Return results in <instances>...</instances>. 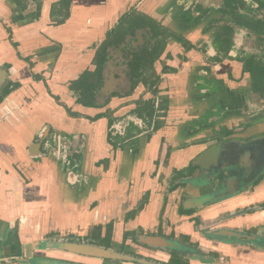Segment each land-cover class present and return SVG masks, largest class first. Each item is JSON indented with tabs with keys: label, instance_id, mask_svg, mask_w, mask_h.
<instances>
[{
	"label": "crops",
	"instance_id": "0c3cea01",
	"mask_svg": "<svg viewBox=\"0 0 264 264\" xmlns=\"http://www.w3.org/2000/svg\"><path fill=\"white\" fill-rule=\"evenodd\" d=\"M60 1L0 0V66L10 67L11 80L21 84L0 106V264H131L78 256L57 249L55 242L90 237L98 226L103 227L104 237L107 227L112 226L115 249L120 251L127 232L143 228L146 233H158L164 192L173 187L174 172L182 170L213 143L210 140L204 145L202 133L190 131L210 109L198 88L191 89L187 84L207 75L201 69L202 58L192 53L183 63V50L172 41L161 61L154 64V70L150 68L156 75L162 72V62L180 69L177 74L163 77L159 100L169 103V116L167 125L151 140L141 134L135 143L133 139L125 143L115 140L118 147L114 148L108 143L107 120L91 123L70 117L52 95L73 113L96 115L99 111L77 104L69 86L85 71L95 69L96 47L105 41L107 33L132 9L182 33L181 15L193 0H72L64 24L58 23L61 17L52 19L51 15L53 6ZM58 10L62 11V7ZM221 17L214 13L204 23ZM198 38L199 30L193 39ZM120 62L117 55L111 65L114 76ZM234 67L225 63L215 73L220 71L224 78ZM227 89L228 96H232ZM144 90L140 87L136 93L140 95ZM246 91L245 86L240 87L238 96L244 98ZM190 92L197 93L193 99L196 104L188 98ZM128 101L116 99L111 107L115 109ZM125 105L118 115L134 109ZM232 105L223 109L227 118L235 119L240 113ZM115 128L121 130L122 126ZM238 138L241 136L233 137ZM138 142L140 149L136 153ZM169 148L171 159L158 170L156 162L167 155ZM149 193L145 209L134 220L126 221ZM180 193L181 190L170 195L163 232L175 233L177 239L190 236L199 245L198 253L188 256L190 264H264V210L260 209L264 206V181L225 202L214 201L196 210L199 224L192 217L182 216L179 205L174 206ZM188 210L189 207L184 209ZM246 210L251 214H245ZM242 212L244 215L238 216ZM226 214L229 219L222 221ZM222 229L247 232L256 240L222 242L223 238L218 237ZM131 245L129 240L127 251L157 264H168L171 259L167 252Z\"/></svg>",
	"mask_w": 264,
	"mask_h": 264
},
{
	"label": "flooded vegetation",
	"instance_id": "af4514ba",
	"mask_svg": "<svg viewBox=\"0 0 264 264\" xmlns=\"http://www.w3.org/2000/svg\"><path fill=\"white\" fill-rule=\"evenodd\" d=\"M216 1L217 3L207 5L205 0H193L190 8L184 11L181 15L182 26H184L182 33H177L169 29L147 14L140 12L138 9H132L129 12H126L112 30L107 33L105 41L100 46L96 47V55L93 60V66L95 69L93 71H85L78 79L72 81L69 86L70 94L76 99L77 104L84 108L99 111L96 115H86L79 112L73 113L66 105L60 102L59 97L53 95L52 97L58 104L68 111L70 117L85 119L91 123L107 120V138L110 145L112 144V140H121L122 143H125L128 139H133L132 143H135L141 138V134H144L145 137L148 136V139L151 140L154 134L167 125L166 120L169 116V103L162 102L164 99L159 100V92L163 84V77L167 74H177L180 69L172 68L171 66L166 65L165 62H162L163 67L160 75H156V73L150 74V70L153 69L154 64L161 61L162 57L168 51L170 43L175 41L183 50L181 56L183 63L189 60V54L197 53L202 58L201 69L207 73L206 76L200 75L199 78L197 77L196 80H198V82L195 80L187 82L191 89H193V87L198 88L200 97L206 98L205 103L210 106V109H206L203 114L201 113L202 115L197 119V124L192 125L190 131L202 133V136L204 137V139H202L204 140V145L211 140V143L213 142L211 147L206 149L203 154L209 151H214V153L216 152L218 156H221L220 158L224 160L222 161L223 165L226 164L227 166V159L232 157L230 153L233 150V146L229 143L237 141L250 143L252 141L264 139V0ZM243 1L244 3H242ZM54 6H56L55 9ZM54 6L51 12L52 19H57L58 17H61L62 19L71 9V6L68 10L67 7L60 4ZM61 7L62 11L59 12L58 8ZM63 9L66 10V12H64ZM214 13L220 14L222 17L211 21L209 24H205L204 22ZM139 24H143L144 27H137ZM156 24L167 30L166 35L163 34L161 37H156V30L153 28ZM197 30H199V38L198 40H195L193 38ZM169 34H173L174 36L170 37ZM120 35L123 36L122 42L118 46L115 44L113 45V42H116ZM107 43L110 45L106 50L107 62L103 66L101 72L102 81L100 89L95 94L86 96L85 100L80 102L78 98V94H80L78 93V83H80L85 74H90L87 76V79L92 81L93 78L91 75H95L98 69L96 61L98 51ZM117 55L121 58L120 66L125 65V69H121L119 66L117 74L114 76V71L112 70L111 65ZM125 55L127 58H125ZM132 63L143 67L148 77L155 82L156 79H159V82L153 85V87L152 85L147 87L141 82L136 83V80L132 79L131 76ZM225 63L232 64L235 67L233 71L224 74L225 77L222 78L220 71L215 73V70L217 67ZM210 73L211 75H209ZM10 76V67L0 66V96L3 94L4 89L9 87L10 84H12L11 88H14V85H19L18 89L21 88V84L14 83ZM37 77L38 76L35 77L34 75V78L40 79ZM242 86L247 88L244 98L238 96L239 88ZM140 87H144L145 90L142 94L138 95L136 91ZM228 87L232 92V96H228L227 94ZM73 88L78 89V94ZM18 89L9 94L4 101ZM133 95L135 96L133 97ZM196 96L197 93L190 92L188 98H192L191 101L196 104V101L193 100ZM116 99H130V101L123 103L122 105L126 104L125 106H132L134 109L129 110L124 116L118 115L117 112L122 108V105L115 109L111 107V104ZM232 103L237 106L238 112L240 113L235 119L230 117L227 118V114L223 109V106L229 108L228 106H231ZM147 105L150 109L143 110L145 107L148 108ZM152 111L154 113H152ZM99 116L101 117L98 119ZM110 120L113 121L112 126H110ZM116 125H121V130L116 129ZM235 136H241V139H233ZM222 141H228L226 142L227 145L224 146ZM164 143L165 140H162V147L164 146ZM113 147L117 148L118 145ZM139 149L140 143L138 142L136 153H139ZM171 152L172 148H169L167 155L158 159L156 162L158 170L159 167L161 168L168 165L171 159ZM203 154L193 159L190 164L182 168V170L174 172V178L172 181L173 187L164 192V208L161 213V224L158 233H146L143 228H139L133 232H127L124 235L123 247L119 252H122V254L128 252L132 256L143 259L144 257L126 250L127 242L129 240L132 241L134 245L150 248L141 244L139 241L141 237L169 238L172 234L175 235V233H171L170 235L164 234L163 217L166 212L170 195L179 190H181L179 195L180 198L174 200V206L179 205L178 207L182 216L192 217L193 220H198L196 217V210L190 209L184 211V209H188L185 204L189 196L194 198H206L212 195L211 190L213 188L209 186V184L207 185V183L202 182V185H195L197 186L195 187V183H192L189 178L192 176V174L190 176V173L193 172L194 168L196 170L201 168L202 171V167L200 166ZM105 163L110 162L106 161ZM208 165H210L208 166L210 167V170L217 167L213 163H209ZM196 170H194V173ZM156 174L157 172L153 174L154 178H156ZM253 178H248L243 183L248 185ZM263 181L264 177H261V180L255 181L253 184H259ZM189 184H191V186H189ZM150 197L151 194H147L141 203L127 215L128 217L131 213L135 212L134 218L126 221L134 220L145 209L150 201ZM228 199L229 198L226 200ZM217 202L222 203L221 201ZM206 204L209 205L208 201ZM251 208L255 210L254 207ZM260 209L264 210V206H261ZM244 213L251 214V212L247 210ZM226 215L229 216V214ZM239 215L244 214L242 212L238 214V216ZM198 224H196V226H198ZM98 227L102 228V236L103 227ZM98 227H95L93 234L90 237H73L66 241L69 240L71 243L79 244H95L104 247L87 240L93 238ZM110 233L112 235V247L104 248L118 251L115 249V243L113 240L114 229L110 232L107 227L106 235L104 237L102 236V238H105ZM126 234L128 235V238L125 241ZM147 260L156 262L155 260L148 258Z\"/></svg>",
	"mask_w": 264,
	"mask_h": 264
},
{
	"label": "water",
	"instance_id": "95a60500",
	"mask_svg": "<svg viewBox=\"0 0 264 264\" xmlns=\"http://www.w3.org/2000/svg\"><path fill=\"white\" fill-rule=\"evenodd\" d=\"M222 143L224 146L227 145V143L224 141H222ZM229 144L233 146V150L230 153L232 157L230 159H227V162H228L227 166L226 164L223 165L222 161L224 160L220 158L221 156L219 157L216 152L214 153V151H209L207 153H204L203 156L201 157L200 167H202L203 173L208 172L210 173V175L213 172H217L219 175V173L221 171H224V169L228 170L230 168V171L228 174L230 179L227 180L226 183H223L222 188H219L220 190L212 189L211 190L212 195L210 196L207 195L209 197L194 198L190 196L185 206L190 207V209L192 210H198L203 206H207L206 204L207 201H208V204H211L214 201H220L223 198H230V197L235 196L238 193L251 190V188L255 185L253 183L255 181H258L260 177H264V139L252 141L250 143L237 141V142H232ZM248 156L254 158V164L248 169H245L242 166V160L247 159ZM209 163H213L217 167L213 168V170H210L208 166H210L211 164L208 165ZM244 169L246 170L244 172L245 175L242 174V171ZM247 171H248V174H246ZM247 175L249 178H253V177L254 178L249 182L248 185H245L243 182L246 180V177H245V180H243V176H247ZM225 177H226V173H225ZM218 234H220V236H222L224 239L225 237H227V238H234L238 240H248V239L256 240V237H252V236L248 237L238 232H234V231L226 230V229L219 230ZM139 241L141 242V244L145 246H148L150 248H155V249L167 252L169 254L173 250L178 248L177 241H172L165 237H141ZM55 243H56L57 249H61L66 252L78 255V256L96 258V259H101L105 261H117L120 263L126 262V263H131V264H157V262L148 261L147 258L139 259L135 256H132L128 252H125L124 254H122V252L115 251V250L112 251L110 249H106L104 247H100L97 245L79 244V243H71V242H64V241H61V242L59 241ZM197 253H198V249L196 252H194L191 255H195ZM44 264H72V263H63V262L58 263V262H53V261H46L44 262Z\"/></svg>",
	"mask_w": 264,
	"mask_h": 264
},
{
	"label": "trees",
	"instance_id": "16d2710c",
	"mask_svg": "<svg viewBox=\"0 0 264 264\" xmlns=\"http://www.w3.org/2000/svg\"><path fill=\"white\" fill-rule=\"evenodd\" d=\"M34 1H41V0H34ZM60 5L62 6H65L68 8L69 10V7L71 6L72 4V0H62L60 3ZM57 4V5H59ZM56 8V6H54V9ZM67 10V11H68ZM69 18V13H66L64 15V17L61 19V20H58V23L59 24H64L66 19ZM148 25V24H147ZM152 26V25H151ZM137 27H144L143 24H139ZM153 28H155L156 30V37H161L163 34L166 35V29H163L161 28L159 25H154ZM169 36L173 37L174 35L173 34H169ZM179 38V37H178ZM181 39V38H180ZM123 40V36L120 35L118 38H117V41L113 42V45L115 44L116 46H118ZM110 44H105L99 51H98V54H97V65H98V69H97V72L95 73V75H91L92 76V81L88 80L87 79V76L90 75V74H85L84 77L81 79L79 86H78V89L76 88H73V90L76 91L77 93V90H78V98L80 100V102L84 101L86 96L88 95H93L95 94L99 89H100V86H101V81H102V69H103V66L105 65V63L107 62L106 60V50H107V47L109 46ZM131 69H132V79L136 80V83H144L147 87H149L150 85H155L157 82H159V79H156V82L153 81L150 77L147 76V73L145 71V69L135 63H132L131 64ZM138 81V82H137ZM11 85L9 87H6L4 89V92L3 94L0 96V104L4 101V99L9 95L11 94L13 91H15L16 89L19 88V85H14L13 87L14 88H11ZM148 108H144L143 110L145 109H150V107L147 105ZM152 113H154L152 111ZM153 115V114H152ZM101 116L98 117V119L100 118ZM113 124V121L110 120V126H112ZM135 216V212L131 213L127 218L126 220H129V219H132L134 218ZM193 221H196L197 220H193ZM198 223V222H197ZM101 227H98L93 235V238L91 239H87L89 242L91 243H96V244H99L101 246H104V247H107V248H111L112 247V235L111 233L108 234L105 238H102L101 236ZM108 229L112 230V227H108ZM128 238V235L126 234L125 236V241L127 240ZM168 239L172 240V241H177L178 242V248L173 250L170 255H171V259L169 261L168 264H190L189 262V259H188V256L193 254L194 252L197 251V249L199 248V245L196 244V243H193L192 240H191V237L190 236H186V235H181L180 238H176V236L174 234H172ZM95 245V244H93ZM136 257V256H135Z\"/></svg>",
	"mask_w": 264,
	"mask_h": 264
},
{
	"label": "rangeland",
	"instance_id": "374dc122",
	"mask_svg": "<svg viewBox=\"0 0 264 264\" xmlns=\"http://www.w3.org/2000/svg\"><path fill=\"white\" fill-rule=\"evenodd\" d=\"M131 54V53H130ZM125 58H127V56L125 55ZM127 60V59H126ZM125 66V65H124ZM124 66L122 65V66H120L121 67V69H125L124 68ZM150 74H151V72H150ZM115 141V140H114ZM113 140L111 141L112 142V146H116V145H118V143L115 141L114 142ZM226 142H228V141H226ZM132 150H134V149H132ZM251 158V159H250ZM254 164V158H252V157H250V156H248V158L247 159H243L242 160V166L245 168V169H248L249 167H251L252 165ZM197 165V164H196ZM209 169H210V167H208ZM243 170L242 171V174H244V172L246 171V170ZM194 170H196L195 168L193 169V172L192 173H190V176H191V174H192V176L191 177H189L190 178V180H191V182L192 183H195L194 185H202V182H205V183H207V185L209 184V186H211L213 189L214 188H216V190H218L219 188H222V186H223V183H226V181L227 180H229L230 178H229V171H230V168L227 170V169H224V171H221L220 173H219V175H218V173L217 172H213L211 175H210V173H208V172H202L201 171V168L199 169V170H196V172L194 173ZM233 170H235V169H233ZM202 172V173H201ZM234 172V171H233ZM240 172H241V170H240ZM225 173H226V177H225ZM246 174H248V171L246 172ZM218 175V176H217ZM245 175V174H244ZM180 177V176H179ZM224 177H225V179H224ZM245 177H246V179H248L249 177H248V175L247 176H243V180H245ZM259 180H261V177L259 178ZM189 186H191V184H189ZM220 190V189H219ZM207 196V195H206ZM223 197V196H222ZM227 198H223L222 200H220L221 202H223V201H225ZM227 218H229V216H227V215H223L222 216V221H225V219H227ZM223 230V229H222ZM226 230H228V229H226ZM231 231H234V232H236L235 230H231ZM238 232V231H237ZM238 233H240V232H238ZM241 234V233H240ZM219 236L218 237H220V238H223L222 236H220V234H218ZM243 235H248V233L246 232V233H243ZM251 236H254V235H251ZM234 240L235 242H237L236 240H238V239H234V238H227V237H225V239L223 238V240H220V241H222V242H228V240ZM243 241V240H242ZM133 244V243H132ZM132 246H134V244L132 245Z\"/></svg>",
	"mask_w": 264,
	"mask_h": 264
}]
</instances>
